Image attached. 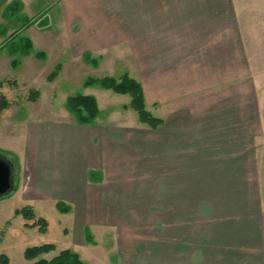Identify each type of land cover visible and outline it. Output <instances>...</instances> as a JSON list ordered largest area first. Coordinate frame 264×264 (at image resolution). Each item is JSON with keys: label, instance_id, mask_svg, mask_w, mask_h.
Instances as JSON below:
<instances>
[{"label": "crops", "instance_id": "1", "mask_svg": "<svg viewBox=\"0 0 264 264\" xmlns=\"http://www.w3.org/2000/svg\"><path fill=\"white\" fill-rule=\"evenodd\" d=\"M37 1L0 3L23 12ZM45 1L55 13L27 19L25 53L54 61L50 76L66 82L92 67L126 70L141 83L148 110L162 119L156 130L138 116L110 122L101 112L92 125L72 117L26 122L33 191L72 204L74 233L81 226L96 241L85 244L81 258L264 264V117L234 6L227 0ZM126 45L129 66L122 62ZM83 58L75 70L74 60ZM91 171L100 173L96 180ZM105 235L114 236L111 250L101 243Z\"/></svg>", "mask_w": 264, "mask_h": 264}, {"label": "rangeland", "instance_id": "2", "mask_svg": "<svg viewBox=\"0 0 264 264\" xmlns=\"http://www.w3.org/2000/svg\"><path fill=\"white\" fill-rule=\"evenodd\" d=\"M227 2L234 6L240 30L248 37L250 43L253 95L258 98L260 104L259 115L264 117V0ZM0 5V100L4 98L9 102L8 108L0 114V157L9 164L12 172L11 190L0 197V255H6L10 260L9 264H32L24 257L25 250L52 244L56 248L55 251L44 255L43 258L50 260L66 249L76 252L81 258L82 248L95 239L93 241L91 230H84L83 234L81 226L76 229L79 234L74 233L72 204L62 202L69 208V212L61 213L56 207L60 202L56 196L53 195L50 202L41 192L33 191L36 167L29 152L25 150L28 137L26 122H50L59 117L62 122H68L67 118L75 117L68 110L66 100L68 96L80 94L97 97L101 106V118L104 120L118 122V119L124 118V121L130 122L133 115V120L137 121L136 112L123 109L130 101L129 96L117 95L97 83L86 85L89 79H119L126 70L122 71L118 67L113 73L92 67L84 70L78 77L81 81L79 79L66 82L62 76L57 78V74L51 77L54 61L41 58L34 50L25 53L22 49L24 41L31 36L29 30H22L28 22L27 19L30 20L38 13L40 15L46 12L43 18L53 16L54 7L45 0H38L33 8L23 12H13V6L6 9L4 4ZM31 40L35 42L34 37ZM32 47L34 49V45ZM126 47L128 45L124 46L122 62L129 66L130 53ZM81 63H86L84 58L74 60L75 70L78 66L81 67ZM103 94L108 98L103 100ZM31 95H35V100H32ZM154 114L157 115L155 112ZM262 137L264 139V133ZM99 175V172L91 171L89 179L96 180ZM27 176L29 188L25 185ZM23 210L32 211L33 217L28 219L23 214H16V211ZM39 219L46 221L47 225L43 229H46L45 231L41 229L40 223L36 227L30 226L38 224ZM101 243L111 250V246L115 244L114 236H103ZM92 251L93 254L96 253L95 248H92ZM98 251H101V247H98ZM91 257L81 259L85 264H96V258ZM113 260L114 256L111 255V261Z\"/></svg>", "mask_w": 264, "mask_h": 264}, {"label": "trees", "instance_id": "3", "mask_svg": "<svg viewBox=\"0 0 264 264\" xmlns=\"http://www.w3.org/2000/svg\"><path fill=\"white\" fill-rule=\"evenodd\" d=\"M56 73H54V76ZM97 83L104 89L112 91L117 95H127L130 97L128 104L123 108L126 110H133L138 116L140 124L145 125L153 130L158 129L162 125V119L154 116L147 108L144 89L140 82L132 78L129 74L122 75L119 79L112 77H105L100 80L89 79L86 85H93ZM37 95V93H35ZM35 95H31L32 100H35ZM68 110L73 113L76 122L79 125H92L99 116L98 102L95 97L89 95H71L66 100ZM9 106V102L4 98L0 100V114ZM57 209L61 213H68L69 208L62 202H58ZM16 214H23L25 218L31 219L33 217L32 211H16ZM41 224V229L47 225L44 219H39L38 224H32L31 227H36ZM44 225V226H42ZM46 230V229H45ZM43 230V231H45ZM55 246L52 244H45L27 248L24 257L31 261L32 264H85L80 258L79 254L70 249L61 251L56 257L50 260L43 258L55 251ZM10 260L6 255H0V264H9Z\"/></svg>", "mask_w": 264, "mask_h": 264}, {"label": "water", "instance_id": "4", "mask_svg": "<svg viewBox=\"0 0 264 264\" xmlns=\"http://www.w3.org/2000/svg\"><path fill=\"white\" fill-rule=\"evenodd\" d=\"M12 187V172L9 164L0 157V197L7 194Z\"/></svg>", "mask_w": 264, "mask_h": 264}]
</instances>
